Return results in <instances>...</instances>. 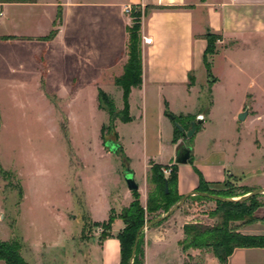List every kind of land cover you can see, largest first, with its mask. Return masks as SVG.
I'll return each mask as SVG.
<instances>
[{
    "label": "rangeland",
    "instance_id": "obj_1",
    "mask_svg": "<svg viewBox=\"0 0 264 264\" xmlns=\"http://www.w3.org/2000/svg\"><path fill=\"white\" fill-rule=\"evenodd\" d=\"M33 1L36 0H0ZM124 7L122 11L130 16V24L139 22L140 39L145 6L141 9L131 5L130 14ZM138 9L139 14L132 13ZM11 12L18 17L17 23L0 24V33L39 31V10L36 16L26 8H11ZM44 20L41 18L43 24ZM118 40L112 39L114 46ZM37 52L39 42L9 44L0 40V54L12 58L0 70V240H18L28 264H99L100 234H107L101 222L107 220L109 207V214H115L126 200L124 175L130 165L121 143L134 165L141 164L143 153L153 148L151 129L148 125L126 124L124 122L130 120H121L124 115L122 89L114 82L119 65L94 68L92 60L84 69L78 66V70L76 64L82 65L83 60L76 61L69 53L71 57L67 55V60L52 61L48 73L45 60L39 59L41 68L37 77L33 69ZM115 53L112 47L102 49L101 58L109 64ZM212 57L208 55L210 71L207 72L204 66L196 75V84L200 87L198 98L188 100L182 109V112L199 111L207 116L206 137L203 144L200 141L197 151L207 157L204 146L209 137L214 136V144L210 143L214 149L212 157L238 167L245 174L244 182L241 175L228 174V171L226 179L232 177L235 185L247 186L254 191L264 190V179H261L264 175V43L233 51L226 58L215 57L212 61ZM189 80L194 82L192 77ZM99 90L107 96L101 101L97 99ZM136 90L130 100L127 99L131 118L137 116L140 103L141 94ZM110 102L113 106L111 119L107 111ZM175 102L179 103L180 99ZM246 108L249 111L246 121H240L238 114ZM167 112L173 115L166 108L165 115ZM174 116L185 128L183 134L177 133L171 120V143L179 150L192 145L201 125L195 123V132L187 137L190 121L196 122L198 116ZM108 139L118 142L120 149L108 151L104 146ZM254 146L262 148L258 150ZM152 166H159L165 178L171 171L177 176L178 165L174 163V157L165 165L149 160L148 195L163 190L162 184L155 186ZM170 190L177 191L173 184ZM236 191L240 193L241 189ZM136 192L139 195L138 189ZM131 195L133 199L132 191ZM215 207L214 200L192 194L176 214L184 216L187 223L210 225L217 221L216 217H211ZM163 213V209L152 211L145 216V222ZM262 213L264 211H258V214ZM174 217L170 215L152 227L173 225L169 223ZM149 229L144 228L140 235L141 264L144 263L145 238ZM181 253V264H219L210 248L182 250L181 247ZM148 258L150 264H180L174 240L155 247L150 244Z\"/></svg>",
    "mask_w": 264,
    "mask_h": 264
},
{
    "label": "crops",
    "instance_id": "obj_2",
    "mask_svg": "<svg viewBox=\"0 0 264 264\" xmlns=\"http://www.w3.org/2000/svg\"><path fill=\"white\" fill-rule=\"evenodd\" d=\"M130 4L138 7L146 5L176 7L149 9L140 22L142 81L139 86L131 87L128 95L129 101L133 90L137 88L136 91L141 94L140 103L137 116L130 117V121L124 123L136 122L137 124L148 125L153 137V148L145 154L143 153L141 164L135 166L132 157L126 152V147L123 143L121 145L130 165L128 167L137 184L141 205L145 207L148 199L149 160L152 159L158 164L165 165L170 163L174 157L175 163V157L179 151L176 149V145L171 143L173 126L172 119L165 115L166 108L173 115H196V117L203 119L202 123H198L201 126L195 133L192 145L184 146L190 148L191 157L195 156L193 163L177 164L176 190L178 195H189L195 190L199 180L198 173L206 182L217 186L226 180L227 171L228 174L241 175V181L244 182L245 174L241 169L212 157L214 150L212 144L216 140L214 136L209 137V142L205 143L204 146V154L207 153L208 156L206 155L205 158L201 156V151H197V146L200 141L202 144L204 143L203 139L207 133V116L199 111L182 112V109L186 107L188 100L198 98L200 92V87H197L196 84V75L204 68L203 53L207 42L203 35L207 32L219 35L212 61L215 57L223 56L226 58L233 51L243 50L257 43H264V0H161L160 2L158 0H36L29 3L0 2L1 25L17 23L18 17L11 12V8L30 9L34 16L39 10V31L0 33V36L33 39L0 40L9 44L39 42V52L34 54L36 63L34 64L35 68H33L37 77L41 68L39 59L45 60L48 73L53 64L52 61L56 59L67 60L71 57L70 54L74 56L72 58L76 61L77 59L83 60V66L77 62L76 69L78 70V66H81L80 69H84L88 61L92 62L93 60L94 68L102 66L108 68L114 66L116 68L119 65L115 75L120 76L123 72V64L127 59V27L131 25L130 16L124 14L122 8ZM58 7L61 8V24L57 27V32L52 38L43 40L41 38L53 29V21ZM41 18H45L44 24L41 22ZM143 36L150 37L151 42L142 41ZM112 39H119L115 46ZM109 47L116 50V53L113 54L109 64H106V59L103 61L101 58V53L102 49L106 50ZM59 48L61 50H58ZM10 58L7 54H0V70L9 63ZM191 77L194 80L193 83L189 80ZM218 79L217 77V81ZM177 99H180L179 103L175 102ZM128 109H130L129 103ZM119 137L118 135V139ZM240 138L241 136L238 137L239 141ZM118 145L120 146L119 143ZM255 148L259 150L262 147ZM262 174H264V170ZM262 177L263 180L264 175ZM123 195L126 200L125 204L121 203L120 209L127 206L132 199L131 190L127 186ZM182 203L169 215L164 212L145 222L150 229L146 233L143 264H150L148 258L150 244L155 247L172 240L176 242L181 264L182 253L179 241L184 238L182 227L187 222L184 216L182 217L176 212ZM109 210L110 207L105 219L108 217ZM258 211H264V206H261L256 212L259 218H264V214H258ZM170 215L176 216L169 223L173 225L152 227ZM122 227V221L115 219L111 227V235L100 239L99 251L101 256L99 264H119V241L116 234ZM173 228L176 229L175 232ZM237 231L242 234L263 235L264 220L259 219L249 224L240 225ZM0 264L5 263L0 260ZM226 264H264V247H237L227 257Z\"/></svg>",
    "mask_w": 264,
    "mask_h": 264
},
{
    "label": "trees",
    "instance_id": "obj_3",
    "mask_svg": "<svg viewBox=\"0 0 264 264\" xmlns=\"http://www.w3.org/2000/svg\"><path fill=\"white\" fill-rule=\"evenodd\" d=\"M148 7L152 8H176L165 6H145V14L148 12ZM137 8H139L137 6ZM138 13L139 9L132 13ZM132 15V14H131ZM62 14L58 7L55 19L53 21V29L41 39L48 40L52 38L57 32V27L61 24ZM139 22L133 23L127 27V61L123 66V72L114 80L115 84L122 89L123 98V117L122 121L130 120L128 115V95L131 87L139 86L141 84L142 64H141V49L139 47ZM207 45L203 53V64L207 70L210 71V61L208 55H213L216 52L215 43L219 39V35L207 32L203 35ZM1 39L15 38V36H1ZM106 94L99 90L97 99L101 101L105 99ZM108 113L110 119L113 113L112 102L109 103ZM168 116L170 113H166ZM172 115V114H171ZM174 116V115H173ZM177 119L174 116L173 123ZM190 121V127H191ZM175 131L183 134L176 126ZM197 125L195 124V130ZM120 149V146L117 150ZM191 158L188 160V163ZM152 178L155 186L162 184L163 190L159 194L149 193L147 204L143 207L139 201V195L136 189L133 192V199L127 206L122 207L117 213L108 215L106 221L101 222L107 234H100V239H104L111 235V227L115 219H120L123 227L116 234L119 241V264H141L143 258V251L140 248L141 244V229L145 223V216L157 209H163L164 212L169 210V207L177 203L181 199V195L177 191L170 190L171 184L176 187L177 176L174 172H170L169 177L165 178L158 166H152ZM198 185L193 192L198 198H210L215 201L216 207L211 212V217H216L217 221L213 224H203L199 222L185 223L182 227L184 238L180 241L182 250L188 248H210L218 260L219 264H226L227 257L237 247H264V234H242L237 231V228L243 224H249L259 219L256 215L257 210L264 206V193L252 190L247 186H237L232 182V177H228L221 185H213L206 182L202 175L198 173ZM165 183L167 184V192H165ZM236 189H241L237 193ZM250 193L249 195H247ZM190 196V195H189ZM234 200H223L222 198ZM261 198V199H260ZM161 222V221H160ZM238 222L237 225H234ZM98 225V222H95ZM134 245L135 249H134ZM0 260L5 264H28L21 254V244L18 240H0Z\"/></svg>",
    "mask_w": 264,
    "mask_h": 264
},
{
    "label": "water",
    "instance_id": "obj_4",
    "mask_svg": "<svg viewBox=\"0 0 264 264\" xmlns=\"http://www.w3.org/2000/svg\"><path fill=\"white\" fill-rule=\"evenodd\" d=\"M248 115V111L247 109H245L244 111L240 112L238 114V119L240 121H244L245 118L247 117ZM170 119H174V116L173 115H169ZM196 122L197 123H202L203 122V119L201 117H197L196 118ZM174 126H176L178 128L179 131H183V127L178 123V122H174ZM195 132V122H192L191 123V127L188 131H186V136L187 137H190L191 135H193V133ZM104 146L107 147L109 149V151H112V152H115L117 151V149L119 148V145L118 143H116L115 141L109 139L107 141L104 142ZM191 158V150L189 147H182L181 149H179L176 157H175V163L176 164H185L188 162V160ZM124 179H125V182H126V185H127V188L129 190H133V189H137V184L135 183L134 179H133V175H132V172L130 169H128L126 172H125V175H124ZM165 192H167V184L165 183ZM257 192H264L263 189H258ZM191 194H195V192H192ZM189 194V195H191ZM250 193H248L247 195H249ZM189 195H183L181 197V199L173 206L171 207L168 211H167V215H169L174 209H176L182 202L185 198H187ZM240 198V197H239ZM223 200H234L233 198L232 199H228V198H222ZM147 227V224L144 223L143 227L141 230H143L144 228ZM135 246L134 245V249H135Z\"/></svg>",
    "mask_w": 264,
    "mask_h": 264
},
{
    "label": "built area",
    "instance_id": "obj_5",
    "mask_svg": "<svg viewBox=\"0 0 264 264\" xmlns=\"http://www.w3.org/2000/svg\"><path fill=\"white\" fill-rule=\"evenodd\" d=\"M161 0H158V2H160ZM141 9H142V7H140ZM124 11L126 12V13H131V11H132V7H131V5H126L125 7H124ZM143 41L145 42V43H150L151 42V38L150 37H144L143 38Z\"/></svg>",
    "mask_w": 264,
    "mask_h": 264
}]
</instances>
